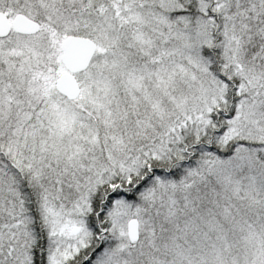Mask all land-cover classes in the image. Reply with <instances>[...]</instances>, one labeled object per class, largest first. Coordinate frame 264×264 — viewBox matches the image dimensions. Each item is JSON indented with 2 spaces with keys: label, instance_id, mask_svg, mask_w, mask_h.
I'll use <instances>...</instances> for the list:
<instances>
[{
  "label": "snow or ice",
  "instance_id": "snow-or-ice-1",
  "mask_svg": "<svg viewBox=\"0 0 264 264\" xmlns=\"http://www.w3.org/2000/svg\"><path fill=\"white\" fill-rule=\"evenodd\" d=\"M0 264H264V0H0Z\"/></svg>",
  "mask_w": 264,
  "mask_h": 264
}]
</instances>
